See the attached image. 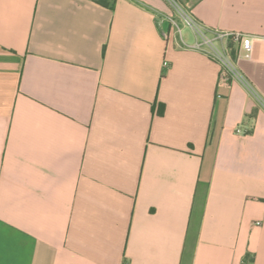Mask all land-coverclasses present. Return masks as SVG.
I'll use <instances>...</instances> for the list:
<instances>
[{"label":"crops","instance_id":"crops-1","mask_svg":"<svg viewBox=\"0 0 264 264\" xmlns=\"http://www.w3.org/2000/svg\"><path fill=\"white\" fill-rule=\"evenodd\" d=\"M188 14L253 35L264 98V0ZM171 16L0 0V264H264V106Z\"/></svg>","mask_w":264,"mask_h":264},{"label":"built area","instance_id":"built-area-1","mask_svg":"<svg viewBox=\"0 0 264 264\" xmlns=\"http://www.w3.org/2000/svg\"><path fill=\"white\" fill-rule=\"evenodd\" d=\"M170 1L178 6L176 0ZM184 17L186 24L192 28L197 38L192 47L205 51L209 56L221 64V84H229L232 80H238L255 95L257 100L264 106V98L258 93L255 85L245 76L238 65L240 59L251 58L254 49L253 35L242 31L223 32L214 30L210 32L189 14H186ZM170 20L177 34L181 37L182 43L188 45L184 40L182 28L175 17L171 16ZM166 35L169 36L170 34L166 33ZM229 39H232L233 42ZM237 133H244V131L242 128H238ZM260 223L261 222H257V224Z\"/></svg>","mask_w":264,"mask_h":264},{"label":"rangeland","instance_id":"rangeland-1","mask_svg":"<svg viewBox=\"0 0 264 264\" xmlns=\"http://www.w3.org/2000/svg\"><path fill=\"white\" fill-rule=\"evenodd\" d=\"M178 6L172 2L175 10L177 11L176 21L181 25L183 36L187 39L188 42H192L194 40L193 32L188 24L185 21V15L189 13L192 9L193 4L197 2V0H176Z\"/></svg>","mask_w":264,"mask_h":264},{"label":"trees","instance_id":"trees-1","mask_svg":"<svg viewBox=\"0 0 264 264\" xmlns=\"http://www.w3.org/2000/svg\"><path fill=\"white\" fill-rule=\"evenodd\" d=\"M96 1L103 4V5L114 7V1L115 0H96Z\"/></svg>","mask_w":264,"mask_h":264}]
</instances>
